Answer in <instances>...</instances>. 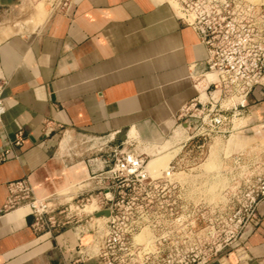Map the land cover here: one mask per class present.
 <instances>
[{
	"label": "crops",
	"instance_id": "1",
	"mask_svg": "<svg viewBox=\"0 0 264 264\" xmlns=\"http://www.w3.org/2000/svg\"><path fill=\"white\" fill-rule=\"evenodd\" d=\"M206 59L169 0H72L54 14L0 0V155L22 131L0 161V264H96L79 261L77 227L35 233L31 208L8 205L12 185L39 198L86 195L117 145L178 143L182 108L207 96ZM243 113L246 129L264 124L263 88ZM258 210L241 241L253 264H264V200Z\"/></svg>",
	"mask_w": 264,
	"mask_h": 264
},
{
	"label": "built area",
	"instance_id": "2",
	"mask_svg": "<svg viewBox=\"0 0 264 264\" xmlns=\"http://www.w3.org/2000/svg\"><path fill=\"white\" fill-rule=\"evenodd\" d=\"M71 2L19 0L24 12L31 9L48 14L65 13ZM176 5L183 19L206 45L205 70L215 77L206 89V98L199 94L182 108L181 124L191 134L185 141H179L183 143L179 151L158 174L150 171L145 156L125 144L117 145L107 153V168L97 177L103 184L99 195L93 198L89 193L78 200L80 212L85 210L88 202L94 204L90 214L97 219L89 229L93 236L91 245L83 248L80 237L79 261L180 264L176 257L201 252L197 245L196 218L182 212L193 206L180 199L186 183L179 176L195 171L196 157L182 150L186 145L194 148L199 142L206 143L210 135L225 136L229 128H233L234 121L243 118L248 95L256 87L264 89V0H176ZM4 86L0 81V121L5 113ZM21 140L22 131L10 143L9 149L19 145ZM6 152L0 155V161L6 159ZM263 200L264 180L249 191L250 212L246 217H238L232 230L234 240L241 238L245 230L259 220L258 207ZM8 205L30 207L34 217L32 229L37 234L52 233L67 225L77 228L82 225L79 224L82 220L75 219L73 213L66 212V208H54L52 198L36 197L24 183L12 185ZM104 210L109 214L97 215ZM204 239L205 244L208 243L204 252L209 255L223 253L229 246L227 235L218 244L212 243L209 235Z\"/></svg>",
	"mask_w": 264,
	"mask_h": 264
},
{
	"label": "rangeland",
	"instance_id": "3",
	"mask_svg": "<svg viewBox=\"0 0 264 264\" xmlns=\"http://www.w3.org/2000/svg\"><path fill=\"white\" fill-rule=\"evenodd\" d=\"M169 1L177 6L176 0ZM249 124L250 122L244 118L235 120L233 128L230 127V131L225 136L210 135L211 138L209 137L206 143L199 142L194 148L186 145L182 150L196 157L195 171L179 176L181 181L186 183L180 199L190 202L193 206L183 209L182 212L196 218L197 245L203 252L198 250L196 255L176 257L180 260V264H211L213 261H219L220 264H253L248 262L252 258L241 238L234 240L232 236L238 217H246L250 212L249 191L258 182L264 180V128L246 129L250 127ZM178 129L176 135L183 142L191 132L185 125ZM132 143H128L127 148L145 156L147 161H150L148 167L154 175L168 166L174 153L179 151V147L183 144L167 142L162 146L152 145L147 148L146 145L134 141ZM198 145L202 146L198 147ZM184 162L189 163L186 160ZM95 183L94 191L91 192L93 198L99 195L100 187L103 185L98 179ZM81 198L74 193L66 192L65 195L52 198V205L54 208H66V212L73 213L75 219L82 220L79 224L83 226L78 227V231L84 248L92 243L93 236L89 229L97 219L90 214L95 207L90 202L83 212L77 210L78 200ZM207 235L211 236V240L207 241H213L215 244L223 238L226 239V235L229 236L228 248L217 255L204 252V246H208L204 239ZM140 238L143 239L144 236Z\"/></svg>",
	"mask_w": 264,
	"mask_h": 264
},
{
	"label": "bare ground",
	"instance_id": "4",
	"mask_svg": "<svg viewBox=\"0 0 264 264\" xmlns=\"http://www.w3.org/2000/svg\"><path fill=\"white\" fill-rule=\"evenodd\" d=\"M212 77V76H211ZM206 83H207V80H201L200 81V83H199V88L201 89V90H203L204 88H205V86H206ZM204 92V91H203ZM263 129L264 128V124L263 125H260V127H259V129ZM179 130V129H178ZM150 162V161H149ZM249 263H253V261L252 260H249L248 261Z\"/></svg>",
	"mask_w": 264,
	"mask_h": 264
},
{
	"label": "water",
	"instance_id": "5",
	"mask_svg": "<svg viewBox=\"0 0 264 264\" xmlns=\"http://www.w3.org/2000/svg\"><path fill=\"white\" fill-rule=\"evenodd\" d=\"M109 214V211L108 210H104L100 213H98L97 215L98 216H101V215H108ZM211 264H220L219 261H213Z\"/></svg>",
	"mask_w": 264,
	"mask_h": 264
}]
</instances>
